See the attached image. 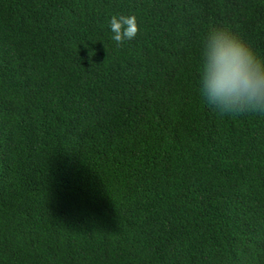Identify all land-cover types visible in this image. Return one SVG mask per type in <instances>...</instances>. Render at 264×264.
<instances>
[{"label":"trees","instance_id":"obj_1","mask_svg":"<svg viewBox=\"0 0 264 264\" xmlns=\"http://www.w3.org/2000/svg\"><path fill=\"white\" fill-rule=\"evenodd\" d=\"M210 26L264 54V0H0V264H264V114L203 102Z\"/></svg>","mask_w":264,"mask_h":264},{"label":"clouds","instance_id":"obj_2","mask_svg":"<svg viewBox=\"0 0 264 264\" xmlns=\"http://www.w3.org/2000/svg\"><path fill=\"white\" fill-rule=\"evenodd\" d=\"M108 27L117 47L139 31L135 14H113ZM198 92L220 115L264 114V54L230 28L210 26L198 42Z\"/></svg>","mask_w":264,"mask_h":264}]
</instances>
